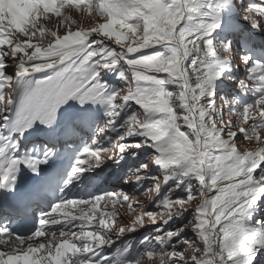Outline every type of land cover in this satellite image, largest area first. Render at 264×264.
<instances>
[{
	"label": "snow or ice",
	"instance_id": "snow-or-ice-1",
	"mask_svg": "<svg viewBox=\"0 0 264 264\" xmlns=\"http://www.w3.org/2000/svg\"><path fill=\"white\" fill-rule=\"evenodd\" d=\"M83 2L0 0V212L21 223L40 213L26 235L0 223V264H264V216H252L264 196V146L241 147L264 145V59L247 50L252 30L264 33V4L88 0L83 11L103 22L60 34L69 19L62 9ZM229 13L246 28L229 24ZM54 18L56 31L45 25ZM109 72L118 86L104 78ZM226 80L253 98L232 95ZM109 162L124 185L154 194L157 210L116 228V208L105 219L99 202L119 199L131 209L128 193L71 194ZM22 167L33 174L30 186ZM145 217L152 231L116 247L111 233L135 234Z\"/></svg>",
	"mask_w": 264,
	"mask_h": 264
},
{
	"label": "rangeland",
	"instance_id": "rangeland-1",
	"mask_svg": "<svg viewBox=\"0 0 264 264\" xmlns=\"http://www.w3.org/2000/svg\"><path fill=\"white\" fill-rule=\"evenodd\" d=\"M243 2L245 4H255V5H262L264 4V0H243ZM88 3V0H84L83 3L77 5V4H73L72 7L70 9L66 8L62 9V12H64V14L69 17L68 21L65 23L64 28H60V34L64 33L65 28H71L72 30H76V25L79 24L81 27L83 28H90V27H94L96 26V24L103 22L102 18H98L97 16L90 14L88 12L83 11V9L85 8L86 4ZM235 20H237L244 28H246V22H244L242 20V17L239 16H235L233 17ZM45 25L46 27L50 28L53 31L57 30L58 27V20L56 18H54L52 21H45ZM247 28H250V25H247ZM219 32H221L220 29H218ZM253 32H256L255 30H252ZM217 32V33H219ZM257 35L261 36L259 39L262 40H253L254 43L251 46L250 50L252 52V55L255 58L258 59H264V55H261V50H264V33H259L256 32ZM22 38V37H21ZM229 38H233V36H229ZM49 41V37H45L42 41H39L42 46H47V43ZM38 42L36 40L33 41ZM234 46L237 48V50H239L241 52V54L244 53V51L246 50L243 45L241 43L238 42H234ZM245 66L241 65L238 68H235L233 70V75H235L238 78H243V75L245 73ZM115 73L113 72H109V79L108 82L114 84L115 86H118L120 81L118 79V77H113ZM105 78V77H104ZM225 86L227 87L228 90L230 91H234L235 93H233L232 95H235L236 93H238V95L240 96L242 101H250L253 96L251 91H249V94L247 96H243L240 94V90L237 86V80H226L225 81ZM221 85L220 82L217 81V88L220 89ZM69 103H75L74 101H69ZM229 118H234L232 113H226L225 115V119H229ZM260 135L261 138L264 139V129L260 130ZM261 146L264 145H260V144H255L252 142H248L246 144H242L241 147L246 148V149H257ZM145 151V150H142ZM150 149L146 150L144 153L141 152H137V157H133L132 159L135 160L137 158H146L149 154H150ZM107 163V161H106ZM123 163V162H122ZM107 167L109 169H111V173L115 172L117 175L122 174V170L120 168H117L114 164L112 163H108ZM156 172V169L153 168V173ZM170 184L172 183L171 181L169 182ZM123 190V192H126L129 194V198L130 201H132L133 207L130 209L128 207L127 203H123L121 204L118 202L113 205L111 200L109 199H105V200H101L99 202V208L102 211H105V219H109L110 218V213H111V209L113 207L116 208L118 215L111 217L112 220L115 221V227L118 228L120 226H128L130 225L133 221H135V218L137 215H140L141 213L147 212L149 210H157L155 208H153V204L155 203V200L157 199L154 194L153 197L150 198L149 195L144 192V191H134V189L132 187H129L128 185H124L123 181L120 179L118 186L116 187V189H114L115 191H120ZM113 190V191H114ZM195 203V201L193 202ZM87 211V209H85ZM253 216V220L264 216V196L261 197V199L257 202V207L256 209L253 210L252 213ZM97 218L99 220V216L97 215ZM145 225L146 227L144 228H140L139 225H137L138 227V231L135 234H129V233H125V238H117L116 237V233L115 230L111 233L113 236V240L115 241L114 244L116 247L120 246L121 240L122 239H127L130 241L138 242L140 240V238L147 234L148 232L152 231L151 227H148L147 225L149 224L148 218L145 217ZM93 224H97L98 222L96 220H93L92 222ZM189 238H191V233H188ZM116 238L118 240H116ZM187 251H191V248L188 246H185ZM109 251H114V249H110V250H106L105 251V255L109 254ZM141 264H159L158 259L157 258H145L141 261Z\"/></svg>",
	"mask_w": 264,
	"mask_h": 264
},
{
	"label": "trees",
	"instance_id": "trees-1",
	"mask_svg": "<svg viewBox=\"0 0 264 264\" xmlns=\"http://www.w3.org/2000/svg\"><path fill=\"white\" fill-rule=\"evenodd\" d=\"M234 14H235V13H229L228 15H229V16H232V15H234ZM228 15H227V16H228ZM217 32H219V31L217 30ZM219 33H220V32H219ZM106 76H109V73H107ZM113 77H116V74H114ZM111 85L115 86L114 84H111ZM228 91H229L231 94L235 93L234 91H230V90H228ZM235 95H238V93H236ZM186 184H187V181H185V185H186ZM185 185H182L180 189H177V190H176V193L173 194V198L175 197V195H178V194H182V193H184L185 190L183 189V187H184Z\"/></svg>",
	"mask_w": 264,
	"mask_h": 264
}]
</instances>
